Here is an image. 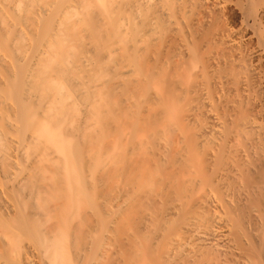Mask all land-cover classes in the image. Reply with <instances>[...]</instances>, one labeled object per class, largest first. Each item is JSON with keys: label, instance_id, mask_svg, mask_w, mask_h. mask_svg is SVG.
I'll list each match as a JSON object with an SVG mask.
<instances>
[{"label": "bare ground", "instance_id": "obj_1", "mask_svg": "<svg viewBox=\"0 0 264 264\" xmlns=\"http://www.w3.org/2000/svg\"><path fill=\"white\" fill-rule=\"evenodd\" d=\"M0 264H264V0H0Z\"/></svg>", "mask_w": 264, "mask_h": 264}]
</instances>
